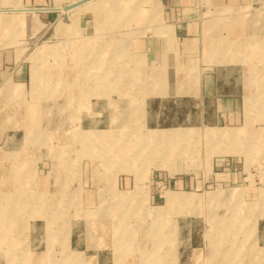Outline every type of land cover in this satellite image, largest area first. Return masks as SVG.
<instances>
[{"label": "rangeland", "instance_id": "374dc122", "mask_svg": "<svg viewBox=\"0 0 264 264\" xmlns=\"http://www.w3.org/2000/svg\"><path fill=\"white\" fill-rule=\"evenodd\" d=\"M148 1H90L88 25L67 26V0L46 6L59 11L51 24L0 15V48L27 56L31 69L28 89L0 91V264H264V46L245 51L237 31L231 56L221 48L150 63L131 41L167 31L150 23ZM44 31L54 36L45 47ZM223 63L235 67L217 76L232 82L236 103L231 119L206 124L222 128H146L156 123L146 119L149 96L184 93L170 87L177 72L197 74L191 83L200 66ZM200 99L157 98L156 109L162 123L181 111L213 114V99ZM214 129L234 134L204 137Z\"/></svg>", "mask_w": 264, "mask_h": 264}, {"label": "crops", "instance_id": "0c3cea01", "mask_svg": "<svg viewBox=\"0 0 264 264\" xmlns=\"http://www.w3.org/2000/svg\"><path fill=\"white\" fill-rule=\"evenodd\" d=\"M64 0H0V15L3 19L7 20L9 15L18 17L30 13L32 17L38 19L40 24H51L56 20L57 7L62 4ZM93 0H67V9L72 7V10H67V18L70 21L67 26L73 24L88 25V19L81 13L84 9H87V5ZM52 7L49 4H52ZM51 8V9H45ZM143 8L149 14L152 11L157 14L154 22L150 23L159 25V28H164L167 31L157 33H149L141 38L132 37L134 51L136 48H140L144 51L145 56L152 61L158 59L167 63L172 61L177 64H184L183 62L193 59L195 56L211 54L213 50L222 52L223 55L231 56L233 48L231 47V41L236 39L232 32H240V42L245 46V51H248L254 43L263 48L264 42V0H153L144 2ZM23 9H32V11H21ZM80 9L79 17L73 16L75 10ZM59 15V14H58ZM6 23V22H5ZM239 25V28H238ZM235 26V29L232 28ZM237 27V28H236ZM238 29V30H237ZM229 30V32H228ZM43 32L41 37L47 36V39L42 41L41 46H47V43L54 39L53 35ZM235 37V38H234ZM85 37L83 33L78 36L79 40H83ZM67 39H71L68 38ZM137 42V43H136ZM219 42H223V45ZM221 44V45H220ZM51 45V44H49ZM241 45V46H242ZM219 46V47H217ZM244 47H242L243 49ZM50 53L49 48L43 49ZM139 50V49H138ZM83 53V55H82ZM213 54V53H212ZM214 55V54H213ZM87 56V50H83L79 54V67L76 71H80L81 66L85 65ZM235 67L229 63L216 64L208 68L200 66L195 73H200L197 80L191 83H187V79L196 78L197 74L191 75L185 78L183 71L177 72L180 75L176 76V81L171 85L173 89H183L184 93H175L169 96H149L146 99L148 104V114L146 119L153 120L146 128L168 130L174 128H190V129H203L209 121H225L231 119L232 108L236 103L235 98L238 93L232 92L231 81L218 80L217 73L228 72L234 70ZM241 71L242 67L240 68ZM72 70V69H71ZM31 81V69L27 64V56L20 57L15 49L12 48H0V91H7L8 89L25 90L30 86ZM197 82V83H196ZM192 83H195V92L192 94H186V87L193 88ZM260 86V85H258ZM243 88V85L240 86ZM258 88V87H257ZM201 97L200 104L204 105V101L207 99H213L214 101V113L209 115L207 110L203 109L196 115L195 112L190 111L177 114L175 116V122L162 123L165 117L163 109H156L157 98L159 102L163 103L162 98L167 99L165 101H171L172 103L181 101L185 97ZM250 96H247L249 98ZM170 99V100H169ZM250 99V98H249ZM5 101L4 97L0 95V104ZM252 101V100H251ZM248 103V102H247ZM252 103V102H251ZM258 104L260 102L258 101ZM257 104V105H258ZM153 115V116H152ZM248 118V117H247ZM253 117H250L252 119ZM264 120V116L260 118ZM193 121L200 122V125L193 123ZM201 126V127H198ZM222 128V127H214ZM7 137L8 134L0 133L1 137ZM19 136L18 132H12L11 137ZM224 162H219L216 165V169H222ZM66 180V179H65ZM48 184L46 181L45 184ZM65 183H67L65 181ZM178 188L182 187L183 181H176ZM72 247L70 241L69 247ZM87 246H84V250ZM98 258V257H97ZM97 264H101L96 260Z\"/></svg>", "mask_w": 264, "mask_h": 264}, {"label": "bare ground", "instance_id": "6f19581e", "mask_svg": "<svg viewBox=\"0 0 264 264\" xmlns=\"http://www.w3.org/2000/svg\"><path fill=\"white\" fill-rule=\"evenodd\" d=\"M184 134V132H177L176 135L178 136H182ZM233 131L232 130H216L214 129L213 131H209V132H205L204 133V137L207 138L208 140H218V139H222V137L227 136L229 138H231L233 136ZM170 136H172V134H169ZM175 135V134H173ZM232 140V139H231ZM149 141V140H148ZM175 193L173 192H169L168 193V200L171 201L175 198ZM189 193H180L179 196H177V198H179L180 201H185L187 199V196ZM189 198V197H188Z\"/></svg>", "mask_w": 264, "mask_h": 264}]
</instances>
